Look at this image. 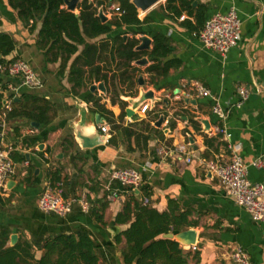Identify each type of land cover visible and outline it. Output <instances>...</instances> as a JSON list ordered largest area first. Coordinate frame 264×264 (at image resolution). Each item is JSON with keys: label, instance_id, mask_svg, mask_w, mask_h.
<instances>
[{"label": "crops", "instance_id": "1", "mask_svg": "<svg viewBox=\"0 0 264 264\" xmlns=\"http://www.w3.org/2000/svg\"><path fill=\"white\" fill-rule=\"evenodd\" d=\"M189 1L174 0L168 9L166 0H160L141 13L140 20L147 16L148 23L125 26L132 32L129 38L135 32L136 39L146 36L151 44V33L170 38L172 52L163 62L181 63L177 69H170L165 78L156 77L153 85L152 76L146 73L152 62L146 56L141 58L147 61L144 66L133 62L135 77L140 75L145 81L143 89H151L160 101L152 107L146 102L150 109L144 114L136 110L129 115L128 99L138 98L139 92L133 96L118 92L115 103L110 98L122 84L128 85L120 81V72L113 66L107 71L104 97L99 90L94 91L106 110L98 112L92 103L85 102V90L77 95L70 92L67 72L63 77L58 75L59 62H47L37 49L39 24L30 33L9 7L8 0H0V33L14 41V50L5 61L27 62L40 82L38 88L19 87L13 92L8 85L17 87L18 80L0 74V140L15 165L5 190H0V247L3 243V249L19 246L17 264H37L46 239L77 233H84L93 241L99 264H125L121 255L124 242L117 244L116 237L128 224L115 220L130 193L110 190L114 183L111 173L121 168L141 172L144 183L136 195L143 197L142 191L146 189L149 197L143 199H148L151 208L169 213L171 206L189 214V226L169 232L184 251L197 254V259L189 264H233L229 253L236 248L243 249L253 264H264V223L253 222L236 206L206 168L209 161L228 163L235 151L248 166V179L264 182V171L249 166L254 159L264 157V0H194L192 14L185 4ZM198 6L205 7L204 22L215 13L236 10L241 40L225 55L205 49L198 41L197 34L203 27H198L194 16ZM151 48L152 45L149 51ZM3 85L5 91L1 90ZM197 85L208 89L211 97L197 98L192 90ZM132 88L140 89L136 85ZM238 88L246 89L249 97L240 109H232L223 122L227 136L204 133L201 121L211 128L220 123L211 112L213 101L223 107L235 104ZM22 96L38 97L49 104L47 125L24 118H6L12 108L30 106ZM186 99L196 104L186 103ZM123 104L125 116L119 119ZM95 115L100 116L98 125ZM32 122L39 127L32 126ZM110 122L124 131L111 130ZM100 126L108 127V133H101ZM77 129L93 141L98 138L100 144L83 148L76 138ZM94 131L98 132L97 138L92 135ZM112 137L113 142L109 143ZM180 146L185 147V154L176 152ZM186 158L191 161L186 162ZM58 177L63 197L72 201L66 217L46 214L38 208L45 186L54 185L52 179ZM2 231H7L8 236L4 237ZM186 231H194L193 245L176 240V235Z\"/></svg>", "mask_w": 264, "mask_h": 264}, {"label": "trees", "instance_id": "2", "mask_svg": "<svg viewBox=\"0 0 264 264\" xmlns=\"http://www.w3.org/2000/svg\"><path fill=\"white\" fill-rule=\"evenodd\" d=\"M70 0H8L9 7L16 11L19 21L30 33H33L37 25L39 29L36 35L35 46L43 52L46 61L59 62L58 75L63 77L67 72V82L70 92L77 95L85 90L87 95L85 102L92 103L98 112H106L100 104L101 99L96 97L89 88L94 83H103L107 89L108 75L112 66L116 72H120V81L128 83L132 88L136 85L134 79L136 68L133 62L146 56L152 64L146 68V73L154 79L165 78L170 69L180 66L178 60L163 62L172 52L170 38L161 33H151L152 48L150 51H136L140 40L135 38L133 32L131 38L124 39V33L120 30L127 26H140L150 21L149 17L143 20L138 18L136 8L129 0H80L76 11L67 9L65 2ZM116 3L119 12L114 21L101 22L98 17V9L106 2ZM174 0H166V8H171ZM182 1V0H181ZM186 2L191 9L192 2ZM175 14L177 9L172 8ZM194 15L201 27L204 24L205 7L198 6ZM195 32L198 28H191ZM14 50L13 39L4 33H0V65L11 63L15 60L5 61V57ZM114 80V75L111 77ZM6 87H1L5 91ZM30 106L21 109H11L6 118H24L35 121L41 125L50 122L49 112L51 107L45 101L34 96H22ZM112 103H115L111 100ZM125 116L124 104L118 116ZM111 124V130H119V125ZM194 125H196L194 123ZM124 131V129H121ZM65 142V141H64ZM63 142V143H64ZM113 142V137L109 143ZM62 146L64 148V144ZM53 177V175L51 176ZM52 183H59V177L52 179ZM127 191L117 183L110 186V190ZM143 197H149L146 189L142 191ZM143 197L130 193L124 202L122 210L116 216V223L128 224V227L116 237V243L124 242L121 250L125 264H189L190 260L197 259V254L184 251L179 243L173 239L165 238L169 232H175L180 227H187V212H179L176 207H170L169 213H159L149 205L143 204ZM96 213L94 212V215ZM101 220V216L96 215ZM4 237L7 231H2ZM2 245V244H1ZM0 247V264H17V249L19 246L3 249ZM95 245L88 235L77 233L76 235H57L46 239L42 245L43 254L37 260V264H99L95 253ZM198 264V262H195Z\"/></svg>", "mask_w": 264, "mask_h": 264}, {"label": "built area", "instance_id": "3", "mask_svg": "<svg viewBox=\"0 0 264 264\" xmlns=\"http://www.w3.org/2000/svg\"><path fill=\"white\" fill-rule=\"evenodd\" d=\"M92 1V0H89ZM108 9L113 13H118L119 8L115 5H109ZM198 41L207 50L225 55L230 49L236 47L241 40V23L237 12L231 8L228 12L215 13L208 18L202 29L197 34ZM0 74L18 80V86L8 85V90L18 91L19 87L38 88L40 82L30 65L23 60H15L11 63L0 65ZM193 92L197 98L211 97L210 91L201 85L193 87ZM187 97V96H186ZM249 93L244 88H238L237 101L235 104L226 107L214 100L211 106L212 114L217 118L218 125L209 127L205 131L209 136L223 134L226 135L223 122L226 120L232 109H240L248 99ZM149 105L144 104L137 109V113L144 114ZM9 110V107H6ZM150 109V108H149ZM100 132L108 133L106 126H100ZM230 148V147H229ZM179 154H185V147L180 146L176 149ZM190 162V158L185 159ZM250 167L264 171V157H258L251 161ZM207 170L214 175L224 188L228 197L234 204L243 209L255 223H264V182L253 183L248 179V171L242 159L232 152L228 163L224 165L209 161L206 164ZM15 165L10 158L8 150L3 147L0 140V190H5L7 181L14 174ZM111 181L127 189V192L133 193L139 191L143 186V176L141 172L131 168L115 169L111 173ZM149 203L147 198L143 199V204ZM38 208L46 214H55L59 217H66L72 209V201L63 197V188L61 183L46 185L39 200ZM194 250V247H192ZM233 264H253L248 254L241 248L231 250L229 253Z\"/></svg>", "mask_w": 264, "mask_h": 264}, {"label": "water", "instance_id": "4", "mask_svg": "<svg viewBox=\"0 0 264 264\" xmlns=\"http://www.w3.org/2000/svg\"><path fill=\"white\" fill-rule=\"evenodd\" d=\"M78 2H79V0H70V1H66L65 4H66V7L68 10L75 11ZM129 2L136 8L137 12L145 13L149 9H151L153 6H155L157 3H159L160 0H129ZM109 5H111V2H109ZM98 17L101 20V22H103V23H105L107 21V18L103 15L102 10L98 11ZM125 38L126 37H124V39ZM140 42H141L140 45L137 46L135 50L136 51H149L150 45H151V40L149 38H147L146 36H143L140 38ZM146 63H147V61L145 58L136 61V64L140 65V66L146 65ZM137 84L140 87L138 98L128 99L130 107H129V109L126 110V113L129 115L132 114V112L136 111L139 107L144 105L146 102H148L149 105L152 107L155 103L160 101L158 98L155 97V94L151 89H143L144 81L142 79V76L138 77ZM95 90H99V91L105 93V88H104L103 83H100L97 86L92 85L90 87L91 92H94ZM185 102L193 104V105L196 104V101L190 100V99H186ZM99 120H100V116L95 115V124L96 125H98L100 123ZM161 123H162V119H160L157 122L156 126L159 127ZM201 124L204 127V132L209 130L208 124L205 123V121H201ZM31 125L35 126L36 128L39 127V125L35 122H32ZM95 132H96V134H95ZM92 135H94V137L97 138L96 135H98V132L94 131V134H92ZM76 138L82 142L81 146L83 148H92V147L100 144L98 138L96 141H93V140H91V138L83 136L80 133V131H79V133H76ZM191 144H192V140H191ZM25 157H26V159H28L27 154L25 155ZM135 194H138V191H135ZM164 237L171 239L174 236L171 233H168V234L164 235ZM175 238L181 244L190 246V245L194 244L195 233H194V231H186V232L179 233L178 235L175 236ZM14 239H15V236L11 237L12 242L14 241Z\"/></svg>", "mask_w": 264, "mask_h": 264}, {"label": "rangeland", "instance_id": "5", "mask_svg": "<svg viewBox=\"0 0 264 264\" xmlns=\"http://www.w3.org/2000/svg\"><path fill=\"white\" fill-rule=\"evenodd\" d=\"M115 6H117V4L116 3H113ZM108 6H109V2L108 1H106L99 9H98V11L99 10H102V13H103V15L107 18V21H114V19H115V17H116V15H115V13H113L112 11H110L109 9H108ZM138 18L140 19V18H142V14L140 13V12H138ZM120 32H122V33H124V37H126V38H129L128 36H131L132 35V32H130L127 28H122L121 30H120ZM136 75L134 74V79L135 80H138V77L140 76H138V77H135ZM144 81V80H143ZM144 84H145V81H144ZM97 86V85H96ZM136 86L137 87H139L138 86V84L136 83ZM144 87V86H143ZM140 88V87H139ZM114 90V89H113ZM139 90L140 89H138V90H136V89H131V88H128V85H126V84H122V87L121 88H118V91H113V93L111 94V100H113L114 102H116L117 100L114 98V97H118L119 95H118V92H120L121 94H123V96H126V95H129V96H133L134 94L136 95L138 92H139ZM109 93V92H108ZM100 94H101V98L102 97H104L103 96V92H101L100 91ZM106 94V93H105ZM120 101V100H119ZM155 105V104H154Z\"/></svg>", "mask_w": 264, "mask_h": 264}]
</instances>
